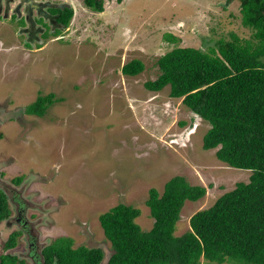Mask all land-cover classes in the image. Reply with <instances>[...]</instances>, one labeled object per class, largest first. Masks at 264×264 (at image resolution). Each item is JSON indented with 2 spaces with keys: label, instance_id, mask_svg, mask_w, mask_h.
<instances>
[{
  "label": "rangeland",
  "instance_id": "obj_1",
  "mask_svg": "<svg viewBox=\"0 0 264 264\" xmlns=\"http://www.w3.org/2000/svg\"><path fill=\"white\" fill-rule=\"evenodd\" d=\"M225 2L104 0L101 13L77 11L60 41L51 35L30 48L11 23L0 22V162L6 168L0 175L9 185L21 177L17 191L28 214L42 219L36 231L44 245L71 238L73 248L102 249L109 258L99 217L129 205L140 211L141 230L149 231L148 192L161 194L175 176L206 188L202 199L182 207L175 231L181 236L193 214L248 182L251 172L227 167L217 149H203L209 124L171 98L169 87H144L159 75L157 60L175 47L206 51L231 40L230 33L253 40L237 2L221 7ZM134 59L144 71L123 75ZM50 94L42 117L26 115L39 96Z\"/></svg>",
  "mask_w": 264,
  "mask_h": 264
},
{
  "label": "trees",
  "instance_id": "obj_2",
  "mask_svg": "<svg viewBox=\"0 0 264 264\" xmlns=\"http://www.w3.org/2000/svg\"><path fill=\"white\" fill-rule=\"evenodd\" d=\"M254 2L243 0L240 11L253 40L230 33L231 40L220 39L206 51L175 47L157 60L158 77L144 84L150 92L169 87L171 98L181 99L208 123L203 149H217L216 158L227 167L251 172L248 182L193 214L190 229L181 236L175 231L185 202L206 195V188L192 186L184 177H172L161 194L149 190L146 205L153 226L147 232L135 222L138 209L124 204L111 208L99 217L112 249L106 264H264V16L259 12L263 7ZM84 4L103 11L102 0ZM143 71L137 59L121 69L128 77ZM52 102L51 94L39 96L25 113L40 118ZM54 256L57 264H102L104 259L101 249H74L71 238L52 243L46 251L48 264Z\"/></svg>",
  "mask_w": 264,
  "mask_h": 264
},
{
  "label": "flooded vegetation",
  "instance_id": "obj_3",
  "mask_svg": "<svg viewBox=\"0 0 264 264\" xmlns=\"http://www.w3.org/2000/svg\"><path fill=\"white\" fill-rule=\"evenodd\" d=\"M234 1L238 4L241 16L243 0H226L220 6L229 8ZM254 3L263 7L259 12L264 16V0H255ZM83 6L84 0H0V22L5 20L4 22L11 23L9 25L12 29L16 28L17 36H24L23 46L30 48L33 42L38 44L51 35L54 41H60L62 39L60 33L69 32L72 19L77 11L84 10ZM69 14L72 16L66 22L65 18ZM40 48L42 47L38 49ZM3 163L0 162V167L4 166ZM5 169L3 167L1 172L6 173ZM3 176L1 173L0 264H48L46 251L60 237L44 245L45 236L42 233L40 238L39 232L36 231V227L43 224L42 219L34 214H28L30 206L20 199L17 191L21 177H14L11 181L13 185H9L3 181ZM102 252L104 255L102 263L106 264L110 257L106 258L103 250ZM56 261L57 257L54 256L51 264H57Z\"/></svg>",
  "mask_w": 264,
  "mask_h": 264
}]
</instances>
